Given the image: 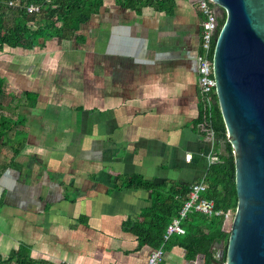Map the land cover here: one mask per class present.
Instances as JSON below:
<instances>
[{"label":"crops","instance_id":"obj_1","mask_svg":"<svg viewBox=\"0 0 264 264\" xmlns=\"http://www.w3.org/2000/svg\"><path fill=\"white\" fill-rule=\"evenodd\" d=\"M200 21L196 0L140 11L104 0L72 38L0 52V264L23 247L56 264H147L161 242L141 243L129 223L153 192L124 180L191 186L217 160L196 129ZM184 233L160 264L193 263Z\"/></svg>","mask_w":264,"mask_h":264},{"label":"trees","instance_id":"obj_2","mask_svg":"<svg viewBox=\"0 0 264 264\" xmlns=\"http://www.w3.org/2000/svg\"><path fill=\"white\" fill-rule=\"evenodd\" d=\"M115 1L123 7L136 11H140L144 5L151 4L157 5L161 10H169L175 4V0ZM103 3L104 0H0V52L7 47L35 49L37 46L44 47L47 41L52 39L58 41L70 39L76 35L83 23L100 11ZM31 4L39 5V10H29ZM225 20V14L219 15L220 29ZM6 83V79L0 77V95L4 97L9 94L5 88ZM25 94L31 99L36 98L34 93ZM209 113L201 96V113L196 122V129L205 136L209 135L210 130L213 131V154L217 157V160L209 166L204 178L208 188L205 197L212 199L215 208L222 210L223 213L213 216L200 212L189 213L182 223L185 233L178 236V241L185 248L188 261L194 263L199 254H204V264H216L221 241H224L226 257L231 228L230 223H227L230 221L226 218V214L234 216L238 205V194L233 144L228 139L226 124L218 102L211 110V116ZM2 120V124L6 125V117ZM7 130L5 127H0V137ZM124 184L126 187H143L153 192V204L142 215V220L130 221L129 224L141 243H149L156 239L161 242L167 226L178 214L191 186L178 185L170 181L154 183L140 175L126 178ZM145 222L150 223L149 229L145 230ZM215 241L218 243V248L211 250ZM15 259L17 264H56L46 260H32L24 247L16 253Z\"/></svg>","mask_w":264,"mask_h":264},{"label":"water","instance_id":"obj_3","mask_svg":"<svg viewBox=\"0 0 264 264\" xmlns=\"http://www.w3.org/2000/svg\"><path fill=\"white\" fill-rule=\"evenodd\" d=\"M226 20L214 48L218 103L233 144L238 205L226 257L216 264H264V0H212ZM199 264L205 255L199 254Z\"/></svg>","mask_w":264,"mask_h":264},{"label":"built area","instance_id":"obj_4","mask_svg":"<svg viewBox=\"0 0 264 264\" xmlns=\"http://www.w3.org/2000/svg\"><path fill=\"white\" fill-rule=\"evenodd\" d=\"M201 13L200 21V45L197 52L198 66V86L203 101L206 103L211 116V110L218 102L216 80L214 75L213 55L217 37L220 31L219 23V5L212 0H196ZM29 10L40 8L39 5L31 4ZM222 15V14H221ZM206 128V127H204ZM213 133L212 130L209 131ZM191 155H187V161H190ZM207 185L204 180L195 182L191 185V190L184 199L183 205L178 214L172 219L167 226L163 240L151 253L147 264H160L165 256L164 245L171 239L175 233H184L185 229L182 226L183 220L186 219L191 212H200L208 216L222 214V210L215 208V203L212 199L205 197L207 193ZM229 219L227 223L232 222V214H226ZM226 219V220H227Z\"/></svg>","mask_w":264,"mask_h":264},{"label":"rangeland","instance_id":"obj_5","mask_svg":"<svg viewBox=\"0 0 264 264\" xmlns=\"http://www.w3.org/2000/svg\"><path fill=\"white\" fill-rule=\"evenodd\" d=\"M13 94H15L14 92H12ZM0 100H2L3 102H2V104L4 103V104H6V102H7V99H5L4 97H1L0 96ZM1 106V105H0ZM231 226V225H230Z\"/></svg>","mask_w":264,"mask_h":264},{"label":"bare ground","instance_id":"obj_6","mask_svg":"<svg viewBox=\"0 0 264 264\" xmlns=\"http://www.w3.org/2000/svg\"><path fill=\"white\" fill-rule=\"evenodd\" d=\"M31 7H32V6L29 5L28 9H30ZM38 10H39V8H38V9H33V10H31V11H38ZM209 135H212V137H213V133H212V134L209 133ZM155 186H156V185H155ZM157 190H158V189H157ZM141 198H142V197H141ZM159 199H160V198H159ZM161 200H162V199H161Z\"/></svg>","mask_w":264,"mask_h":264},{"label":"clouds","instance_id":"obj_7","mask_svg":"<svg viewBox=\"0 0 264 264\" xmlns=\"http://www.w3.org/2000/svg\"><path fill=\"white\" fill-rule=\"evenodd\" d=\"M221 15V14H220Z\"/></svg>","mask_w":264,"mask_h":264}]
</instances>
